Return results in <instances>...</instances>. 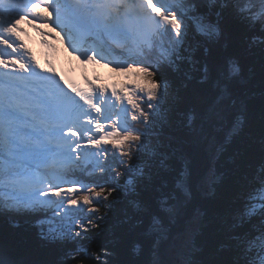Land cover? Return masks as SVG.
I'll return each instance as SVG.
<instances>
[{
  "label": "snow or ice",
  "instance_id": "6c2138e0",
  "mask_svg": "<svg viewBox=\"0 0 264 264\" xmlns=\"http://www.w3.org/2000/svg\"><path fill=\"white\" fill-rule=\"evenodd\" d=\"M226 22L243 48L220 58ZM25 23L125 79L81 84L42 66ZM248 54L260 73L241 90ZM190 69L208 85L185 124L206 163L166 132L171 76ZM253 117L258 150L226 182L216 162ZM0 190L15 201L0 214L32 218L40 241L66 249L56 264H264V0H0ZM119 205L139 237L124 253L97 243ZM0 264H16L3 244Z\"/></svg>",
  "mask_w": 264,
  "mask_h": 264
},
{
  "label": "trees",
  "instance_id": "16d2710c",
  "mask_svg": "<svg viewBox=\"0 0 264 264\" xmlns=\"http://www.w3.org/2000/svg\"><path fill=\"white\" fill-rule=\"evenodd\" d=\"M243 48L241 30L225 25V36L220 44L215 48V54L220 57H228L238 53ZM243 78L240 85L241 90L244 85V78L250 75L249 70L255 72L256 76L260 73L259 54H248L241 59ZM218 71L225 74L228 68L225 65H219ZM192 79H186L183 76L172 75L171 80L173 90L177 94L173 102V107L169 115L170 127L166 132L175 138V142L182 146L185 151L196 154L201 162L207 160L203 153L199 152L197 145L193 142L191 131L185 127L188 116L192 113L198 114L200 101L198 93L208 85L198 83L199 74L195 69L188 70ZM199 121H196L198 125ZM259 122L254 117L249 120L240 136H238L230 145H227L219 156L216 166L219 172L225 176V181L232 179L233 173L241 170L244 165L242 155L244 148L258 150ZM183 142V143H182ZM256 142V143H255ZM7 199L9 203L15 201L7 196L0 195V203ZM123 205L117 206L109 220V227L104 235L97 239L98 244L111 243L122 253L133 248L138 242V230L131 224L124 223ZM50 227L55 228L57 222H53ZM37 228L32 218L26 216H17L13 214H0V244L6 246L16 259V264H56L58 256L65 254L66 249L57 243H45L37 238Z\"/></svg>",
  "mask_w": 264,
  "mask_h": 264
},
{
  "label": "rangeland",
  "instance_id": "374dc122",
  "mask_svg": "<svg viewBox=\"0 0 264 264\" xmlns=\"http://www.w3.org/2000/svg\"><path fill=\"white\" fill-rule=\"evenodd\" d=\"M22 26L25 27L26 32H27V37H26V41H25L26 44L33 45L31 43V41H30L29 35H30V32H31V29L32 28H36L39 31V33L44 37L46 44H50V45H55L56 46V50L54 52H52L50 54V56H49V58L53 60L52 62H54V66H55L54 59L56 57H58V50L60 49V52L62 50L67 51L66 46L64 45V42L56 40V37H55V35L52 32H50V31L47 32L46 31V29H47L46 26L41 25V26L33 27L31 25H27L26 23L22 24ZM33 53H34V51H33ZM40 53H45V49L40 50ZM72 59H73L74 62L79 64L78 61H75L74 57H72ZM89 70L91 72L95 73L96 75L100 76L102 79L107 80L108 83H118L119 81L125 79V77H123V76H115V74L112 73L110 69L104 68V67L99 66V65L92 66ZM0 195L7 196L8 198L11 199L14 194L11 193V192H8L6 194L3 190H0Z\"/></svg>",
  "mask_w": 264,
  "mask_h": 264
},
{
  "label": "bare ground",
  "instance_id": "6f19581e",
  "mask_svg": "<svg viewBox=\"0 0 264 264\" xmlns=\"http://www.w3.org/2000/svg\"><path fill=\"white\" fill-rule=\"evenodd\" d=\"M46 31L48 32V30L46 29ZM28 45V44H27ZM28 47L30 48V49H32L33 51H36V52H39V50H37V47L35 46V44H34V47L31 45V44H29L28 45ZM43 47V46H42ZM45 55V54H44ZM54 55V54H53ZM52 60V59H51ZM53 61V60H52ZM54 61H55V67H57L58 66V68H60V70H58V71H61L62 70V67H63V65L64 64H68V63H71L72 62V58L69 56V57H66V54L64 53V52H60L59 53V56L58 57H56L55 59H54ZM53 63V65H54V62H52ZM76 63V62H75ZM77 65L78 66H80L78 63H77ZM92 67V65H90V67H88V69H87V72H88V76L90 77V79L94 76V73L93 72H91L90 73V68ZM107 78V77H106ZM105 78V79H106ZM105 82L106 83H108L107 82V80H105Z\"/></svg>",
  "mask_w": 264,
  "mask_h": 264
}]
</instances>
